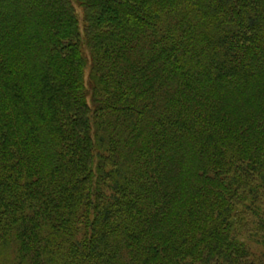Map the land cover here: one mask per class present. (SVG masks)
<instances>
[{
	"label": "trees",
	"instance_id": "obj_1",
	"mask_svg": "<svg viewBox=\"0 0 264 264\" xmlns=\"http://www.w3.org/2000/svg\"><path fill=\"white\" fill-rule=\"evenodd\" d=\"M0 264H264V0H0Z\"/></svg>",
	"mask_w": 264,
	"mask_h": 264
},
{
	"label": "rangeland",
	"instance_id": "obj_2",
	"mask_svg": "<svg viewBox=\"0 0 264 264\" xmlns=\"http://www.w3.org/2000/svg\"><path fill=\"white\" fill-rule=\"evenodd\" d=\"M77 11H78V14H79V16L81 17L82 15H81V10L79 9V8H77ZM252 250L254 249V251L256 252V253H259L260 252V249L261 248H259V247H257L256 245H252Z\"/></svg>",
	"mask_w": 264,
	"mask_h": 264
}]
</instances>
